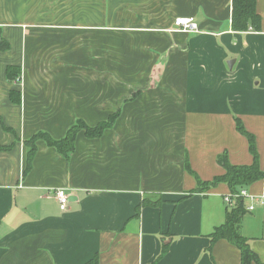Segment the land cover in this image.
I'll return each mask as SVG.
<instances>
[{"label": "crops", "instance_id": "crops-1", "mask_svg": "<svg viewBox=\"0 0 264 264\" xmlns=\"http://www.w3.org/2000/svg\"><path fill=\"white\" fill-rule=\"evenodd\" d=\"M256 11L259 30L234 31L231 0H0L9 44L0 50V117L15 132L0 125V145H11L0 151V264L95 255L98 264H240L235 246L208 237L231 209L228 186L189 193L197 183L184 163L202 181L224 172L223 151L250 164L239 118L264 171V0ZM180 16L194 17L198 31L176 30ZM13 64L21 75L10 82ZM117 109L101 137L76 135L69 158L37 141L24 175L23 139L38 130L60 138L75 118L93 125ZM245 188L261 194L264 176ZM153 196L157 204L143 203ZM239 231L264 262V208L246 211Z\"/></svg>", "mask_w": 264, "mask_h": 264}, {"label": "trees", "instance_id": "trees-1", "mask_svg": "<svg viewBox=\"0 0 264 264\" xmlns=\"http://www.w3.org/2000/svg\"><path fill=\"white\" fill-rule=\"evenodd\" d=\"M231 28L234 31H245L249 28L253 30L260 29V15L256 11V0H231ZM9 48L8 42L2 37L0 31V50L4 51ZM6 79L10 82L18 81L21 75L19 65H7L5 68ZM9 98L12 103H20V92L15 89L9 91ZM119 112L116 111L108 115L106 119L97 122L94 125H89L83 118L77 117L73 123L66 129L64 135L60 138L52 137L47 131L38 130L29 138L23 139L22 143L26 148L24 175L28 173L32 166V160L36 152V143L39 140L44 141L48 146L53 147L65 158H69L75 147L76 135L83 132L86 138H99L109 128H111ZM0 125L4 131L15 135L12 128L3 124L0 117ZM236 130L242 134L248 142V150L252 156L250 164H232L229 161L228 153L223 151L216 156L217 163L223 168L222 174L214 176L209 181H202L190 168L188 160H185L184 166L188 173L196 179V188L189 191L202 192L215 186L218 183H225L229 188V194H236L241 188H245L251 183L259 180L264 176V171L261 170L258 160V152L256 150L254 135L245 129L241 120L235 118ZM16 140H19L15 136ZM11 145H0V151L9 150ZM198 188V189H197ZM152 197L143 199V203L157 204L159 200H151ZM157 200V201H156ZM231 209L226 215V219L220 225L214 227L208 237L210 243H214L219 239H225L230 244L235 246L240 254V264H264L258 255L250 246V239L242 235L239 231L240 220L242 215L246 213L244 198L237 197L234 199ZM139 208H137L138 211ZM168 250L166 243H163L160 249L159 256H163ZM85 264H98V256L95 255Z\"/></svg>", "mask_w": 264, "mask_h": 264}, {"label": "built area", "instance_id": "built-area-1", "mask_svg": "<svg viewBox=\"0 0 264 264\" xmlns=\"http://www.w3.org/2000/svg\"><path fill=\"white\" fill-rule=\"evenodd\" d=\"M173 26L176 30L186 33L198 31L197 22L192 16H180L178 18H175V20L173 21ZM54 194L59 203V208L61 210H65L68 203V195L66 191L63 188H57ZM237 197H242L249 200V204L245 206V209L248 212H252L256 206H261L264 208V192L259 195H252L248 193L246 188H241L236 194L225 195L224 202L226 203V205H232L234 199Z\"/></svg>", "mask_w": 264, "mask_h": 264}, {"label": "rangeland", "instance_id": "rangeland-1", "mask_svg": "<svg viewBox=\"0 0 264 264\" xmlns=\"http://www.w3.org/2000/svg\"><path fill=\"white\" fill-rule=\"evenodd\" d=\"M118 73H123V72H118ZM133 89H137V90H138V89H141V88H140V86H137V87H133ZM137 93H138V91H136V92L134 91L132 94L134 95V94H137ZM116 111L119 112L118 109H117ZM116 111H115V112H116ZM112 113H114V112H112ZM107 117H108V115H107L104 119H106ZM101 120H103V119H101ZM101 120H99V121H101ZM99 121H98V122H99ZM85 122H86V121H85ZM86 123H87V122H86ZM96 123H97V122H96ZM96 123H95V124H96ZM93 125H94V124H93ZM194 189H195V188H194ZM197 189H198V188H197ZM153 198L156 199V197H154V196H153Z\"/></svg>", "mask_w": 264, "mask_h": 264}]
</instances>
